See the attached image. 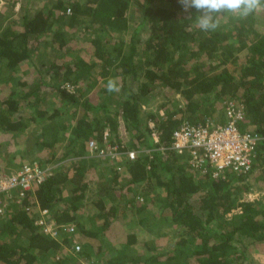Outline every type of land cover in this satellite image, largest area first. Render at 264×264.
Segmentation results:
<instances>
[{
	"label": "trees",
	"instance_id": "obj_1",
	"mask_svg": "<svg viewBox=\"0 0 264 264\" xmlns=\"http://www.w3.org/2000/svg\"><path fill=\"white\" fill-rule=\"evenodd\" d=\"M1 17L0 133L15 144L6 155L51 173L24 197L12 190L0 215V264H250L244 239L264 243V201L243 198L252 172L264 181V9L221 16L211 32L178 0H43L9 22ZM47 51L50 60L36 63ZM157 86L166 93L161 112L143 109ZM226 98L244 107L240 129L260 138L248 173L214 178L185 154L158 149L183 121L203 122ZM90 140L136 156L104 160L90 155ZM155 205L173 229L170 238L154 233L165 242L140 241L131 230L111 236L116 223L151 229L146 213ZM44 208L73 233L38 231ZM72 239L81 248L69 256Z\"/></svg>",
	"mask_w": 264,
	"mask_h": 264
},
{
	"label": "built area",
	"instance_id": "obj_2",
	"mask_svg": "<svg viewBox=\"0 0 264 264\" xmlns=\"http://www.w3.org/2000/svg\"><path fill=\"white\" fill-rule=\"evenodd\" d=\"M223 121H213L206 118L203 122L183 121L173 130L168 147H159L163 151L169 149L175 153L185 154L187 164L200 174L210 173L218 177L226 171L236 174H246L256 156L259 137L249 131L240 129V124L245 117L243 105L235 99L222 101ZM153 127V123L149 122ZM154 135V133H153ZM108 133L105 131L103 138ZM90 155L102 157L104 160L120 159L125 155L127 159H134L136 151L124 149L122 144L106 142L99 145L96 141L88 142ZM149 153V151H147ZM50 166L41 168L36 160L25 163L18 169L0 176V215L4 214L7 200L13 189H17L18 197H24L28 190L43 181L51 173ZM38 231L51 238H58L62 233L72 234L73 225L55 223L50 217L48 209H40L39 216L35 219ZM71 252L80 250V244L72 239ZM65 249H67L65 247Z\"/></svg>",
	"mask_w": 264,
	"mask_h": 264
},
{
	"label": "rangeland",
	"instance_id": "obj_3",
	"mask_svg": "<svg viewBox=\"0 0 264 264\" xmlns=\"http://www.w3.org/2000/svg\"><path fill=\"white\" fill-rule=\"evenodd\" d=\"M15 1V2H13ZM29 0H2V2H0V16H6V19L8 18L9 22L10 20H12V18H14V16H19L22 14L23 9H25L26 4H28V6H31L32 8L35 7L36 5H41L43 0H30V2H28ZM39 1L41 3H39ZM46 1V0H44ZM28 2V3H27ZM18 3V4H17ZM14 5H16V10L13 11ZM35 5V6H34ZM131 12V11H130ZM132 18V16H131ZM132 20V19H131ZM128 36V35H127ZM126 36V37H127ZM33 54V53H32ZM43 59L40 58V60H37L36 63H41V62H48L50 59V57L52 56V52L48 54V51L45 53V55L43 54ZM30 65V64H28ZM23 67H25V64L23 65ZM32 67V65H31ZM94 71L96 72L97 70L94 69ZM29 81H35L34 80V75H30L28 77ZM68 89L71 90L72 88L68 86ZM117 89V87H116ZM166 93L161 89V87L157 86L153 92H151L150 94H148L147 99L145 101V103L143 104L142 108L143 109H153V110H158V105L165 99ZM224 99H220L218 102V109L219 111L215 112L213 115L209 116L210 119H212L213 121H217L219 120V117H221L222 114V101ZM161 112V111H159ZM222 119L224 120V117L222 116ZM62 144L63 142H59L58 145H56V154L57 152L60 151V149L62 148ZM15 148V144L13 143V139L11 138L10 134L7 133H0V163H3V160L5 161V163H7L6 167L9 171H13L15 169L18 168V166H20V164L18 165L16 162L19 161V154L18 155H6V151L8 150H14ZM12 157V160L10 159ZM17 165V166H16ZM249 182L252 184V190L250 192L244 193L243 194V198L247 199V200H255V201H259L260 203H263L264 201V181H263V177L260 173L256 171L252 172V174H250V176H248ZM157 195H159L157 193ZM158 196H156L157 198ZM156 207L152 208L154 209V212L152 211L151 213H146V217H149V221L153 222L156 221V223L154 225L151 226V229L149 227H142V224H137L135 222L130 223L129 225H121V224H115L113 225V227L111 228V236H119L122 238V234L126 233L127 231L131 230L133 232H136L138 239L141 240H151V239H156L157 243L160 244L161 240H163L162 238H164V242H165V236L164 235H160L156 238V236L154 235V233H156L157 231H163L166 232L170 238V234L172 233V227L167 226L165 223H163L161 225L159 219L157 217H159L161 215V217L163 215H165V213H161L160 210H158L157 205H155ZM165 212V211H163ZM151 214H153V216H151ZM158 220V222H157ZM163 221V220H161ZM160 225L159 229L158 226ZM153 229V230H152ZM152 230V231H151ZM110 233V232H109ZM107 237H109V234L107 233ZM112 237V238H115ZM168 240V237H167ZM166 240V241H167ZM169 241V240H168ZM167 241V242H168ZM248 240L244 239L243 242H245V248H246V253L248 255V259L247 261L250 264H264V243H250L247 244ZM80 244V243H79ZM167 245V243H165ZM81 248V245H80ZM91 248H89L87 253H90L91 257H89V260H92L91 258H96L93 257L92 255V251L90 250ZM65 254L66 255H71L72 252L69 248L64 249ZM78 260L80 262H87L86 259L78 256Z\"/></svg>",
	"mask_w": 264,
	"mask_h": 264
},
{
	"label": "clouds",
	"instance_id": "obj_4",
	"mask_svg": "<svg viewBox=\"0 0 264 264\" xmlns=\"http://www.w3.org/2000/svg\"><path fill=\"white\" fill-rule=\"evenodd\" d=\"M182 13L195 14V25L203 32L217 29L219 17L226 14H238L241 17L264 9V0H178ZM194 10V12H193ZM115 90L112 83L108 91Z\"/></svg>",
	"mask_w": 264,
	"mask_h": 264
},
{
	"label": "crops",
	"instance_id": "obj_5",
	"mask_svg": "<svg viewBox=\"0 0 264 264\" xmlns=\"http://www.w3.org/2000/svg\"><path fill=\"white\" fill-rule=\"evenodd\" d=\"M0 2H2V0H0ZM15 2V1H14ZM18 4V3H17ZM16 10V5H14V8H13V11ZM5 17V21L7 22L8 21V18L6 19V16H2L1 18Z\"/></svg>",
	"mask_w": 264,
	"mask_h": 264
}]
</instances>
